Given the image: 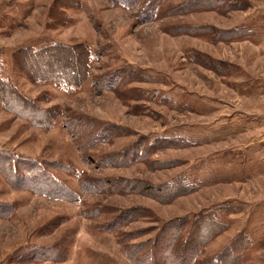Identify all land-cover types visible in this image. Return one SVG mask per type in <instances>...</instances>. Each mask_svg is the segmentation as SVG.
Returning a JSON list of instances; mask_svg holds the SVG:
<instances>
[{"label": "rangeland", "instance_id": "374dc122", "mask_svg": "<svg viewBox=\"0 0 264 264\" xmlns=\"http://www.w3.org/2000/svg\"><path fill=\"white\" fill-rule=\"evenodd\" d=\"M28 47L82 82L31 80ZM0 58L58 113L0 106V149L57 183L0 174V264H264V0H0Z\"/></svg>", "mask_w": 264, "mask_h": 264}, {"label": "trees", "instance_id": "16d2710c", "mask_svg": "<svg viewBox=\"0 0 264 264\" xmlns=\"http://www.w3.org/2000/svg\"><path fill=\"white\" fill-rule=\"evenodd\" d=\"M59 48L48 47V50H56ZM62 48V47H60ZM44 50V51H46ZM35 49L33 48H22L14 53L15 64H18L22 70L28 73V77L31 80L53 82L60 84L62 86L72 87L78 82H82L78 76L75 77V73L71 70H58L50 66L48 70L38 69H27L21 66V62L18 59V55L21 56L22 53H33ZM41 52V51H38ZM87 66V63H86ZM6 69V63L0 58V106L6 112L13 114L16 118L23 119L27 121L31 126L36 128H51L56 123L58 113L55 107L44 108L38 105L37 100L29 98L23 92H21L18 86L9 78L4 76ZM87 73V67H86ZM86 75V74H85ZM20 170L26 173L28 180L22 179L18 172ZM0 174L16 189L32 190L37 192L33 186L40 184L39 179L42 177L48 182V186L52 187L57 185V183L50 177L49 174L44 172L40 164L33 160H28L24 157H18L16 154L10 151L0 149ZM19 177V178H18ZM34 184V185H33ZM5 213L0 212V218L4 216ZM225 230L224 226H213L210 234L216 236Z\"/></svg>", "mask_w": 264, "mask_h": 264}]
</instances>
